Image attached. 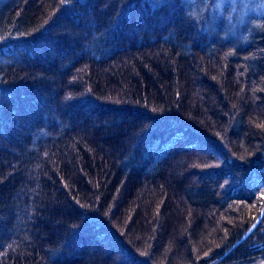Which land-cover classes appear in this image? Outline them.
I'll return each instance as SVG.
<instances>
[{
    "label": "trees",
    "instance_id": "1",
    "mask_svg": "<svg viewBox=\"0 0 264 264\" xmlns=\"http://www.w3.org/2000/svg\"><path fill=\"white\" fill-rule=\"evenodd\" d=\"M261 125L264 0H0V264H257Z\"/></svg>",
    "mask_w": 264,
    "mask_h": 264
},
{
    "label": "flooded vegetation",
    "instance_id": "2",
    "mask_svg": "<svg viewBox=\"0 0 264 264\" xmlns=\"http://www.w3.org/2000/svg\"><path fill=\"white\" fill-rule=\"evenodd\" d=\"M254 230H256V234L250 246L249 254L255 258L257 264H264V215Z\"/></svg>",
    "mask_w": 264,
    "mask_h": 264
},
{
    "label": "water",
    "instance_id": "3",
    "mask_svg": "<svg viewBox=\"0 0 264 264\" xmlns=\"http://www.w3.org/2000/svg\"><path fill=\"white\" fill-rule=\"evenodd\" d=\"M264 215V205L257 216L256 220L253 222V224L250 226V228L245 232V234L242 236V238L237 242H241L242 240L246 239V237L255 229V227L260 223L262 217Z\"/></svg>",
    "mask_w": 264,
    "mask_h": 264
},
{
    "label": "rangeland",
    "instance_id": "4",
    "mask_svg": "<svg viewBox=\"0 0 264 264\" xmlns=\"http://www.w3.org/2000/svg\"><path fill=\"white\" fill-rule=\"evenodd\" d=\"M258 9H259V7L257 6V7H256V11H258Z\"/></svg>",
    "mask_w": 264,
    "mask_h": 264
},
{
    "label": "snow or ice",
    "instance_id": "5",
    "mask_svg": "<svg viewBox=\"0 0 264 264\" xmlns=\"http://www.w3.org/2000/svg\"><path fill=\"white\" fill-rule=\"evenodd\" d=\"M262 127H264V125H261Z\"/></svg>",
    "mask_w": 264,
    "mask_h": 264
}]
</instances>
